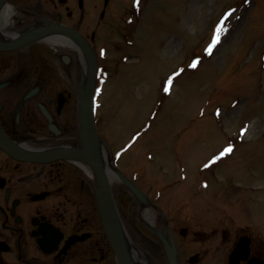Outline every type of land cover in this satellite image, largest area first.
Instances as JSON below:
<instances>
[{
  "label": "rangeland",
  "instance_id": "374dc122",
  "mask_svg": "<svg viewBox=\"0 0 264 264\" xmlns=\"http://www.w3.org/2000/svg\"><path fill=\"white\" fill-rule=\"evenodd\" d=\"M93 42L96 121L113 148L124 149L118 166L157 194L178 228L263 224L264 0H145L141 13L115 14ZM72 54L36 41L8 54L3 68L52 93L75 91L83 69ZM119 193L126 210V192Z\"/></svg>",
  "mask_w": 264,
  "mask_h": 264
},
{
  "label": "flooded vegetation",
  "instance_id": "af4514ba",
  "mask_svg": "<svg viewBox=\"0 0 264 264\" xmlns=\"http://www.w3.org/2000/svg\"><path fill=\"white\" fill-rule=\"evenodd\" d=\"M133 1L7 0L5 6L14 10L11 19L18 28L38 22L39 29L56 26L61 29L58 35L67 41H80L63 31L70 29L92 46L96 30L112 23L115 14L130 12ZM20 49L0 50V128L18 150L0 146V264H120L99 208L92 165L72 156L82 148L77 119L79 87H73L75 91L60 87L52 93L42 84H25L22 73H6V57ZM70 50L79 65V52ZM59 58L65 65L72 60L70 53ZM65 77L70 82L69 75ZM52 153L65 156L23 158ZM108 159L105 148L104 164ZM118 184L120 188H114L111 183V190L122 224L119 240L129 256L142 248L155 264H264V222L242 225L228 219L227 228L210 232L191 228L193 223L178 228L169 209L155 202L157 194L149 196L136 183L147 197L143 206ZM121 190L130 204L126 210L118 204ZM192 208L186 207L188 218ZM130 215L138 217L149 235L132 223ZM148 242L156 243L158 251Z\"/></svg>",
  "mask_w": 264,
  "mask_h": 264
},
{
  "label": "water",
  "instance_id": "95a60500",
  "mask_svg": "<svg viewBox=\"0 0 264 264\" xmlns=\"http://www.w3.org/2000/svg\"><path fill=\"white\" fill-rule=\"evenodd\" d=\"M3 2V0H0V4ZM40 32H50L51 34H59L60 30L56 26L47 25V27H43L42 29H39ZM63 31L70 32L75 37H78L80 40L81 38L75 33L72 32L70 29H64ZM41 34V33H39ZM34 36L36 33L28 34L27 36H21L19 39L13 40L8 43L0 44V49H16L18 47H21L29 42L31 40H34ZM81 45L84 47V52L88 57V66H89V72L86 77V92L80 93L79 95V115H80V133L83 138V142L85 143V150L76 152L77 155L85 156L88 158L91 163L94 165V169L96 171L98 181L100 183V190L98 192V198L100 201L102 214L105 219L106 225L108 227L109 233L112 235L113 238H115V234L117 233L118 228V219L116 215L115 206L110 194L109 190V182L107 180V177L103 173V170L101 168V165L99 164L97 157H96V151H95V144H96V134L93 129V118H92V92H93V85H94V75H95V59L93 56L92 51L90 48L85 44L84 41H80ZM64 60L67 61V58L64 57ZM5 137H3L2 131L0 130V144H2L4 147H6L8 150L15 151L14 148L7 144V142H4ZM27 158H30L28 156ZM119 176L125 182V184L129 187V189L138 197L139 201L144 203V199L142 197L141 192L137 189L136 186H134L132 183H130L122 174L119 173ZM116 252L117 255L121 261V264H134L129 256L125 253L123 248L119 246V244L116 243Z\"/></svg>",
  "mask_w": 264,
  "mask_h": 264
},
{
  "label": "bare ground",
  "instance_id": "6f19581e",
  "mask_svg": "<svg viewBox=\"0 0 264 264\" xmlns=\"http://www.w3.org/2000/svg\"><path fill=\"white\" fill-rule=\"evenodd\" d=\"M14 12L12 8L9 7V5L4 6L3 11H2V17H1V26H2V34L3 37L6 40H12L20 35L26 34L27 32H30L34 28L39 29L38 26L40 25L38 22L31 26L23 27V28H18L13 25L12 19H11V14ZM44 37V38H43ZM40 39L43 38L44 40L48 41L51 44H57L61 45L63 47H67L68 49H72V47L76 48L77 51L79 52L80 56V62H81V69H83L81 72H79V79H78V84L80 85V90L85 91L86 88V76L88 72V65H87V60L86 57L83 55L81 49L78 47V44L76 41H67L66 38L63 36H60L58 34H53L51 36H40ZM83 80V81H82ZM52 147V146H51ZM102 155V153H101ZM102 157V156H100ZM105 157V156H104ZM136 248V247H135ZM136 258L137 262L139 264H155L154 260L151 258L147 257L145 254L139 253L140 251L136 250Z\"/></svg>",
  "mask_w": 264,
  "mask_h": 264
},
{
  "label": "snow or ice",
  "instance_id": "6c2138e0",
  "mask_svg": "<svg viewBox=\"0 0 264 264\" xmlns=\"http://www.w3.org/2000/svg\"><path fill=\"white\" fill-rule=\"evenodd\" d=\"M228 151H231V149H228Z\"/></svg>",
  "mask_w": 264,
  "mask_h": 264
}]
</instances>
